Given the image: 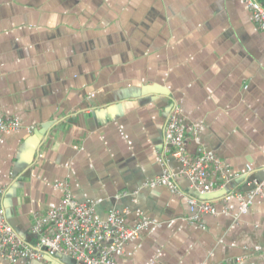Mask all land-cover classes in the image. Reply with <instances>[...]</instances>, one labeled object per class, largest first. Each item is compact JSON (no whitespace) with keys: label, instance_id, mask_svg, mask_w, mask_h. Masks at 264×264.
I'll list each match as a JSON object with an SVG mask.
<instances>
[{"label":"crops","instance_id":"obj_1","mask_svg":"<svg viewBox=\"0 0 264 264\" xmlns=\"http://www.w3.org/2000/svg\"><path fill=\"white\" fill-rule=\"evenodd\" d=\"M173 102L191 157L264 178V31L245 0H0V117L34 126L0 137L9 222L33 239L35 217L60 204L56 184L67 182L99 218L151 221L118 264H264V191L245 214L235 197L223 202L248 179L199 195L170 158L180 191L149 186ZM189 195L219 212L191 223Z\"/></svg>","mask_w":264,"mask_h":264},{"label":"built area","instance_id":"obj_2","mask_svg":"<svg viewBox=\"0 0 264 264\" xmlns=\"http://www.w3.org/2000/svg\"><path fill=\"white\" fill-rule=\"evenodd\" d=\"M252 18L259 29L264 31V0H245ZM26 128L33 131L34 126H25L20 120L0 117V137L3 133ZM170 158L180 164L178 174L184 176L199 195H206L218 189H224L233 180H249L247 189L233 190L223 197L238 201L239 214L249 211L256 197L264 191L263 179H250L253 173L251 165L244 172H234L219 157L200 152L191 157L186 149V132L182 124V114L177 102L170 108L164 131L162 147V173L149 182V186H168L179 192L175 180L176 173L170 168ZM264 172V168H263ZM57 187L63 190V197L57 207L50 208L35 217L31 226L33 239L23 238L9 222L3 203L5 188L0 187V256L9 262L45 261L50 259L67 260L72 264H118L116 254L124 251L126 244L139 237L151 221L144 218L135 224H129L124 213L111 210L105 218H99L95 212L93 200L76 199L67 182H59ZM187 201L198 210L190 218L191 223L199 221L201 214H217L216 205L199 197L189 195ZM223 212H228L226 208Z\"/></svg>","mask_w":264,"mask_h":264}]
</instances>
